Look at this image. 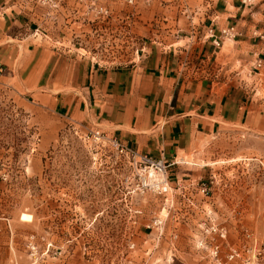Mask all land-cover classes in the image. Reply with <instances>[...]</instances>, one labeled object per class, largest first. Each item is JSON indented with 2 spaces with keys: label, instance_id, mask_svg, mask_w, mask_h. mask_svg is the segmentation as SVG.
Wrapping results in <instances>:
<instances>
[{
  "label": "rangeland",
  "instance_id": "374dc122",
  "mask_svg": "<svg viewBox=\"0 0 264 264\" xmlns=\"http://www.w3.org/2000/svg\"><path fill=\"white\" fill-rule=\"evenodd\" d=\"M1 3L26 11L30 29L48 45L106 65L128 64L143 46L183 29L187 36L224 6V0ZM256 82L264 95V75ZM98 131L0 87V264H216L215 243L223 260L237 249L236 264H264V158L225 137L207 148L206 174L189 179L208 185L207 196L186 191L185 177L174 186L169 168L172 192L142 195L131 166ZM210 225L226 239L208 235Z\"/></svg>",
  "mask_w": 264,
  "mask_h": 264
},
{
  "label": "crops",
  "instance_id": "0c3cea01",
  "mask_svg": "<svg viewBox=\"0 0 264 264\" xmlns=\"http://www.w3.org/2000/svg\"><path fill=\"white\" fill-rule=\"evenodd\" d=\"M13 2V1H12ZM205 22L143 46L128 64H99L48 45L31 16L0 4V87L86 130H99L140 155L168 164L172 184L207 170L209 145L240 140L264 158V0H224ZM234 27L235 39L213 43ZM214 29L213 35L209 31ZM37 31V32H35ZM255 73L256 76H253Z\"/></svg>",
  "mask_w": 264,
  "mask_h": 264
},
{
  "label": "built area",
  "instance_id": "2783aa9c",
  "mask_svg": "<svg viewBox=\"0 0 264 264\" xmlns=\"http://www.w3.org/2000/svg\"><path fill=\"white\" fill-rule=\"evenodd\" d=\"M52 0H44L43 4H50ZM235 28L229 27L224 29L220 33L219 38H214V45L220 47L223 39H235ZM214 29L209 31V34L213 35ZM264 61L260 59L257 63V71L263 67ZM3 73L0 68V75ZM99 136L100 131L96 133ZM99 138V137H98ZM108 144L115 150L116 156L123 159L130 167V177L137 180V188L140 194L145 195L147 193H154L157 195L166 196L170 193L171 188L169 186L167 169L168 164L163 160H156L146 155H140L136 151L122 145L116 138H107ZM191 188H199L198 190L203 196H207L210 192V188L205 183L191 184ZM181 187V184H178ZM186 188V187H184ZM204 231L208 235H217L222 241L226 239V233L222 229H218L215 225H210L204 228ZM264 252V246L261 249ZM211 254L216 264H236L241 258V253L237 249H230L225 256V260L222 257V250L220 244H213L211 246ZM244 261V259L242 260Z\"/></svg>",
  "mask_w": 264,
  "mask_h": 264
},
{
  "label": "bare ground",
  "instance_id": "6f19581e",
  "mask_svg": "<svg viewBox=\"0 0 264 264\" xmlns=\"http://www.w3.org/2000/svg\"><path fill=\"white\" fill-rule=\"evenodd\" d=\"M103 134H104V133H103ZM105 137H107V136L105 135ZM107 138H108V137H107ZM166 177H168V169H167V175H166ZM168 182H169V180H168ZM169 186H170V183H169ZM170 188H171V186H170ZM171 192H172V188H171L170 193H171ZM170 193H169V194H170ZM169 194H168V195H169ZM161 196H162V195H161ZM166 196H167V195H166Z\"/></svg>",
  "mask_w": 264,
  "mask_h": 264
}]
</instances>
